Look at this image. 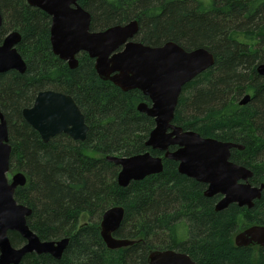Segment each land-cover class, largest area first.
I'll return each instance as SVG.
<instances>
[{"label":"trees","instance_id":"16d2710c","mask_svg":"<svg viewBox=\"0 0 264 264\" xmlns=\"http://www.w3.org/2000/svg\"><path fill=\"white\" fill-rule=\"evenodd\" d=\"M78 4L91 15V31L136 20L135 41L143 45L171 41L187 51H209L214 65L183 87L173 124L202 138L243 146V151L231 150L230 161L252 171V186L264 185V77L256 73L264 63V0ZM0 13V45L9 32H18L16 51L26 65L24 74L0 75L10 173L26 177L14 200L32 210L27 225L41 241L69 239L59 261L30 254L21 264H147L151 250L185 253L197 264H264V248H237L233 243L245 228L264 225V190L252 209L232 204L215 212L220 196L204 197V184L180 175L177 163L164 159L162 173L119 187V168L107 162V156L163 155L145 146L154 121L136 106L149 104L148 99L138 90L122 92L102 81L85 53L76 56L77 68L69 69L52 54L50 17L25 0H0ZM45 90L73 99L88 126L84 142L59 134L43 143L22 119V110ZM245 95L250 101L239 106ZM112 207L124 209L114 237L136 241L132 246L105 247L99 221ZM8 237L15 248L24 244L17 233Z\"/></svg>","mask_w":264,"mask_h":264},{"label":"water","instance_id":"95a60500","mask_svg":"<svg viewBox=\"0 0 264 264\" xmlns=\"http://www.w3.org/2000/svg\"><path fill=\"white\" fill-rule=\"evenodd\" d=\"M26 4L50 17L49 39L52 54L65 62L69 69L77 68L76 56L85 53L94 61V70L102 81H108L122 92L138 90L149 104L136 106L140 114L154 120L145 146L161 152L152 157L149 152L128 157L107 156L106 161L119 168L117 185L126 188L131 182L144 180L163 171V159L177 163L180 175L204 184L203 196L220 199L215 212L236 204L252 209L259 201L264 185L252 186V171L230 161L231 150L243 151L239 144L202 138L192 131H184L173 124L175 110L183 87L214 65V56L204 48L184 50L168 41L160 46H147L135 41L139 25L132 20L101 31H91V15L78 4V0H25ZM3 18L0 13V28ZM21 37L9 32L0 45V75L9 71L24 74L26 65L16 51ZM264 77V63L256 67ZM250 96L245 95L239 106H245ZM22 119L39 135L43 143L59 134L74 141L84 142L88 132L85 119L73 99L53 90L40 91L30 107L21 112ZM170 148H175L173 151ZM11 147L8 128L0 112V264H21L26 255H47L59 261L68 239L41 241L28 227L27 218L32 210L14 200L17 188L24 187L22 172L11 176ZM124 217L122 207L107 209L100 221V237L109 250L132 246L136 241L118 239L114 233ZM17 233L24 244L11 245L8 234ZM237 248H264V225H252L234 236ZM147 264H197L187 254L173 250H151Z\"/></svg>","mask_w":264,"mask_h":264},{"label":"rangeland","instance_id":"374dc122","mask_svg":"<svg viewBox=\"0 0 264 264\" xmlns=\"http://www.w3.org/2000/svg\"><path fill=\"white\" fill-rule=\"evenodd\" d=\"M15 173H17V172H14V173H9L8 175H7V178L8 179H10L11 178V176L13 175V174H15ZM85 218V217H84ZM240 220V219H239ZM87 221V218L86 219H83L81 222H80V224L81 223H84V222H86ZM69 240V239H68ZM123 249V248H122Z\"/></svg>","mask_w":264,"mask_h":264},{"label":"bare ground","instance_id":"6f19581e","mask_svg":"<svg viewBox=\"0 0 264 264\" xmlns=\"http://www.w3.org/2000/svg\"><path fill=\"white\" fill-rule=\"evenodd\" d=\"M154 121V120H153ZM151 155V154H150ZM152 156V155H151ZM152 157H154V156H152ZM236 205V204H235ZM69 242V241H68Z\"/></svg>","mask_w":264,"mask_h":264},{"label":"flooded vegetation","instance_id":"af4514ba","mask_svg":"<svg viewBox=\"0 0 264 264\" xmlns=\"http://www.w3.org/2000/svg\"><path fill=\"white\" fill-rule=\"evenodd\" d=\"M205 189H206V186H205ZM205 189H204V190H205ZM244 208H245V207H244ZM245 209H246V208H245Z\"/></svg>","mask_w":264,"mask_h":264}]
</instances>
